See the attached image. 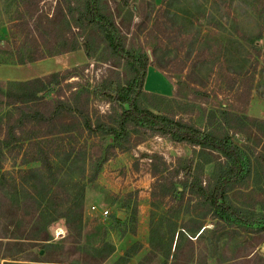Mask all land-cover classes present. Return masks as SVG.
I'll list each match as a JSON object with an SVG mask.
<instances>
[{
  "label": "rangeland",
  "instance_id": "rangeland-1",
  "mask_svg": "<svg viewBox=\"0 0 264 264\" xmlns=\"http://www.w3.org/2000/svg\"><path fill=\"white\" fill-rule=\"evenodd\" d=\"M83 1L0 0V80H21L29 76L27 70L31 68L18 64L38 59L20 62L21 59L41 54L52 57L50 61L54 66L49 70L58 69L59 74L55 76L52 71L45 79L47 101L54 104L56 98L68 99L72 91L86 86L90 92L88 110L92 117L97 115L108 121L107 114H113V109L119 111V107L102 95L100 86L106 84L115 89L129 78L130 72L124 61L111 52L98 29L85 20L76 22V14L73 16L69 12V6L82 5ZM101 1L106 13L113 17L125 35L126 46L143 49L148 54L149 64L164 66V70H160L172 83V88L167 83L168 87L177 95L171 101V113L216 133L224 129L218 112L222 108L257 120L264 119V0ZM32 8H36L33 13ZM259 31H262L261 38H257ZM72 45L74 49H69ZM201 49L202 54L197 57ZM221 66L226 74H220L222 70L218 72ZM75 67L72 72L75 76L63 80V71ZM248 84H251V90L246 98ZM71 85L78 88L74 90ZM93 89L97 94L92 95ZM158 102L160 106L150 107L156 112L167 110L166 101L159 98ZM43 103L27 104L34 110L43 107ZM211 109L213 113L207 121ZM62 112L60 120H68L66 111ZM232 117L229 115V119ZM243 122L245 125L231 128L229 133L234 142L247 148L254 166L246 181L233 187L228 195L239 206L263 210L264 126L248 119ZM58 125L61 126V122ZM23 134L20 132L21 136ZM82 134L76 143L78 147L83 136L90 143L101 140L103 145L111 139L100 133L87 135L83 131ZM26 143L24 141L23 145ZM125 144L129 149H117L102 164L96 179L88 184L92 194L103 200L92 197L86 201L83 218L86 214V219L94 223L85 224L86 234L79 243L65 239L66 229L61 218L41 228L46 229L50 239L29 238L28 208H20L21 199H16L17 191L11 183L15 176L13 171L19 167H37L40 162L22 165L24 148H18L19 142L6 147L2 158V169L6 172L0 173V264L4 261L22 264H82L85 261L89 264H170L174 261L171 256L167 260L161 252H151L150 210L154 238L158 241L168 239L174 233V244L176 232L183 229V225L191 227L199 222L201 228H206L204 234L193 241L197 257L181 264H199L203 259L204 264H264V240L258 241L264 230L221 227L213 234L210 230L217 226L216 219L199 202L196 194L182 190L179 182L184 178L183 173L175 177L178 192H171L165 202H161L159 196L153 199V204L150 202L153 178L146 155L162 154L170 167L180 163L176 157L191 159L192 165L198 162L202 183L210 186L216 163L222 160L219 153L173 142L142 128H131ZM92 167L88 163L87 173H91ZM131 193L137 196L134 223L128 219L133 201ZM92 201L98 211L90 208ZM140 201L142 207H139ZM104 208L109 211L106 215L101 214ZM114 216L122 222L118 224ZM42 222L38 221L36 225ZM103 238L106 240L104 248ZM133 243L138 244L137 250H130L132 254L128 258H121ZM99 245L101 250L97 249ZM109 245H113V251L106 255ZM2 255H10V258H1Z\"/></svg>",
  "mask_w": 264,
  "mask_h": 264
},
{
  "label": "trees",
  "instance_id": "trees-1",
  "mask_svg": "<svg viewBox=\"0 0 264 264\" xmlns=\"http://www.w3.org/2000/svg\"><path fill=\"white\" fill-rule=\"evenodd\" d=\"M37 1L33 0L34 3ZM35 11L36 8L31 9V13ZM69 12L73 16L76 14V22L85 20L87 24L100 31L111 52L124 61L130 76L124 82L119 83L115 89L106 84L100 86L102 95L119 107V111L116 112L117 109H113V112L111 111L113 114H107L110 118L108 121L101 116L92 117L88 110L90 92L86 86L81 87L79 91H72L68 99L56 98L52 104L45 98V92L48 89L45 79L48 75L27 80L6 82L0 80V173L5 174L6 172L2 169V158L6 154L5 148L13 142H19L18 148H24L22 165L31 161L40 162L37 167H19L13 171L15 176L12 177L11 183L13 190L17 191L16 199H21L22 207L20 208H28L29 225H27L29 234H31L29 238L50 239L46 229L41 228L48 222L61 218L64 220L63 225L66 229L65 239L69 242H80L83 232L86 188L96 179L102 164L114 155L117 149L123 151L129 149L125 142L130 138L131 128H142L173 142H184L198 146L202 150L219 153L222 157V160L216 163L211 185L206 186L200 178L201 167L198 162L192 165L191 159L176 157L181 160L180 163L170 167L162 154L146 155L150 161V175L153 178L149 192L151 204L156 196H159L161 202H165V199L171 196V192H178L175 177L183 173L184 178L179 182L182 190L196 194L200 199L199 202L206 206L216 219L217 226L210 230L213 234L221 227H232L233 230L238 227L249 231L264 230V209L254 210L239 206L228 195L233 187L246 181L254 166L247 148L233 141L229 129L245 125L244 119L264 126V119L257 120L247 115H238L232 109L222 108L218 112L224 129L221 133H216L213 129L202 128L176 116L170 112V109L171 101H174L177 95L165 96L143 89L149 64L148 54L143 49L126 46L125 35L113 17L106 13L101 0H84L82 5L69 6ZM261 32L259 31L257 38H261ZM73 47L72 45L69 49H74ZM201 54L202 49L197 53V57ZM43 57L44 54H41L34 58L21 59L20 62ZM155 65L164 70L163 65ZM74 70L76 67L73 70L65 69L62 79L75 76L72 73ZM221 70L220 74L223 72L226 74L224 67L221 66L218 72ZM58 74V71L53 73L55 76ZM70 88L76 90L78 87L71 85ZM250 90L251 84H248L246 98ZM91 93L92 95L97 94L96 89H93ZM159 98L167 102V110L156 112L150 107L160 106ZM28 102H44V106L41 107L43 109L37 107L33 110L28 106ZM63 110L68 114V120H60ZM212 113V109L208 111L207 121ZM229 115L233 117L229 119ZM34 121L38 124H34ZM59 122L61 126L58 125ZM27 123L32 124L28 126ZM83 131L87 135L93 133H100L102 137L109 135L111 139L103 145L101 140L90 143L83 136V141L78 147L76 143L83 135ZM20 132L24 133L23 136ZM24 141L27 142L26 146L23 145ZM55 158H58L56 162ZM88 163L93 165L91 173H87ZM131 194H133V201L130 205L128 219L134 223L137 214V196L136 193ZM152 219L150 210L149 244L151 252L155 254L161 252L167 260L171 256L174 261L170 264L188 263L197 257L193 241L204 234L206 228H201L202 223L197 222L191 227L183 225V229L176 232L173 244L174 233L168 239L158 241L154 238L155 227ZM114 220L118 224L122 222L117 216H114ZM38 221L43 222L37 226ZM197 231H199L198 234H196ZM263 240L264 234L259 237L258 241ZM102 241L104 248L106 240L103 238ZM172 244L173 252L171 253ZM137 247L138 244L133 243L120 257L128 258L132 251L137 250ZM99 248L102 249V246L99 245L97 249ZM112 251L113 245H109L106 255ZM246 255H249V252ZM8 256L10 258V255H2L1 258H8ZM204 263V259L199 262V264ZM3 264H22V262L4 261ZM82 264L89 263L85 261Z\"/></svg>",
  "mask_w": 264,
  "mask_h": 264
},
{
  "label": "crops",
  "instance_id": "crops-1",
  "mask_svg": "<svg viewBox=\"0 0 264 264\" xmlns=\"http://www.w3.org/2000/svg\"><path fill=\"white\" fill-rule=\"evenodd\" d=\"M50 58H52V57L46 56V57H43L41 59L32 61L31 63L18 64L21 67L24 66V67L31 68V69L27 70V71H29L27 74L29 76H25L24 78H21V80H27V79H31V78L38 77V76H45V75L50 74L52 71H58V69H54V68L52 71L49 70V67L54 66V63L52 61H50ZM151 83L153 85H150ZM167 83H168V85L170 84L171 88H172V83L169 81L167 76L156 66L148 64L146 76H145V80H144V84H143V89L147 92H150V93H156V94H161V95H165V96H172L173 95V89H170L168 87ZM146 84H148L150 86H147ZM45 98H47V96H45ZM29 106H32V105H29ZM92 197H95V196L92 194V189H90V186L88 185L86 188V192H85L84 207L86 206V201L88 202L89 199H93ZM95 198H96L95 200H98V198L101 199V197H95ZM101 200H103V199H101ZM102 203H104V202H102ZM139 203H140L139 207H142L141 201ZM91 206L96 207L97 205L94 204V202L92 201L90 208H91ZM92 210L96 211L97 209L93 208ZM89 221L94 223V221H92V220H87L86 214H84L83 232H82L83 238L85 237V234H86L84 231V229L86 228L85 224L88 223Z\"/></svg>",
  "mask_w": 264,
  "mask_h": 264
},
{
  "label": "built area",
  "instance_id": "built-area-1",
  "mask_svg": "<svg viewBox=\"0 0 264 264\" xmlns=\"http://www.w3.org/2000/svg\"><path fill=\"white\" fill-rule=\"evenodd\" d=\"M91 208L93 209V208H96V207H95V206H91ZM108 212H109V211H108L107 208H104V209L101 210V214H102V215H106V214H108Z\"/></svg>",
  "mask_w": 264,
  "mask_h": 264
}]
</instances>
